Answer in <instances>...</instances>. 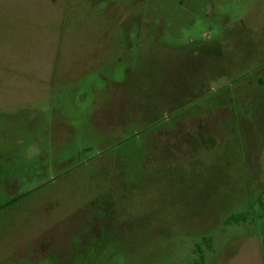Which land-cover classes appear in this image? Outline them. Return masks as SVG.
Here are the masks:
<instances>
[{
    "label": "rangeland",
    "instance_id": "374dc122",
    "mask_svg": "<svg viewBox=\"0 0 264 264\" xmlns=\"http://www.w3.org/2000/svg\"><path fill=\"white\" fill-rule=\"evenodd\" d=\"M0 264H264V0H0Z\"/></svg>",
    "mask_w": 264,
    "mask_h": 264
},
{
    "label": "trees",
    "instance_id": "16d2710c",
    "mask_svg": "<svg viewBox=\"0 0 264 264\" xmlns=\"http://www.w3.org/2000/svg\"><path fill=\"white\" fill-rule=\"evenodd\" d=\"M246 220V216L242 215V214H238V215H232L227 221L226 224H231L233 223H239L240 221H245Z\"/></svg>",
    "mask_w": 264,
    "mask_h": 264
}]
</instances>
